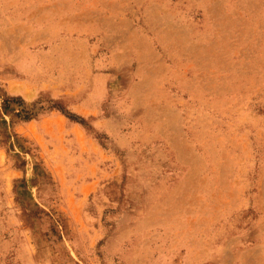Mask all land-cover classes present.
<instances>
[{
  "label": "rangeland",
  "instance_id": "rangeland-1",
  "mask_svg": "<svg viewBox=\"0 0 264 264\" xmlns=\"http://www.w3.org/2000/svg\"><path fill=\"white\" fill-rule=\"evenodd\" d=\"M0 264H264V0H0Z\"/></svg>",
  "mask_w": 264,
  "mask_h": 264
},
{
  "label": "trees",
  "instance_id": "trees-1",
  "mask_svg": "<svg viewBox=\"0 0 264 264\" xmlns=\"http://www.w3.org/2000/svg\"><path fill=\"white\" fill-rule=\"evenodd\" d=\"M21 110H22V109H21ZM21 110H20V111H21ZM19 115H21V114L19 113ZM30 115H31L30 113L23 112V114H22L21 117H22L23 119H26V120H27V119L30 118Z\"/></svg>",
  "mask_w": 264,
  "mask_h": 264
}]
</instances>
